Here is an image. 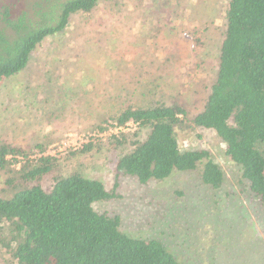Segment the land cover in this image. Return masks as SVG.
<instances>
[{
    "label": "rangeland",
    "instance_id": "374dc122",
    "mask_svg": "<svg viewBox=\"0 0 264 264\" xmlns=\"http://www.w3.org/2000/svg\"><path fill=\"white\" fill-rule=\"evenodd\" d=\"M35 2L0 5L20 12ZM227 8L228 0H102L90 14H74L65 32L46 39L27 67L3 83L0 141L30 159L54 156L59 166L43 180L46 187L55 174L74 170L101 179L117 196L96 208L119 214L128 234L162 240L185 264H264V206L241 181L215 130L178 133L183 148L209 149L224 167L220 189L204 184L199 170L143 184L116 169L118 155L130 146L105 143L139 125L99 129L123 106L157 99L179 100L191 117L198 114L218 75ZM184 9L192 15L184 16ZM89 142L94 149L74 153ZM17 159L18 169L25 159ZM9 176L0 171V195L10 194ZM9 256L0 246V264H12Z\"/></svg>",
    "mask_w": 264,
    "mask_h": 264
},
{
    "label": "trees",
    "instance_id": "16d2710c",
    "mask_svg": "<svg viewBox=\"0 0 264 264\" xmlns=\"http://www.w3.org/2000/svg\"><path fill=\"white\" fill-rule=\"evenodd\" d=\"M101 1L36 0L20 12L13 4L0 5V92L46 39L65 32L74 14H90ZM226 18L218 75L198 114L191 117L179 100L157 99L123 106L99 129L139 125L135 133L114 134L105 143L130 146L118 155L116 169L143 184L199 170L204 184L220 189L227 180L224 167L209 149L183 148L178 133L213 129L241 181L264 206V0H228ZM195 42L201 44L199 36ZM94 147L89 142L74 153ZM21 155L25 160L17 169L13 161ZM58 166L52 155L30 159L22 148L0 141V171L10 174V194L0 195V246L12 264H185L162 240L128 234L119 214L96 208L117 196L101 179L74 170L55 174L46 187L43 180Z\"/></svg>",
    "mask_w": 264,
    "mask_h": 264
}]
</instances>
